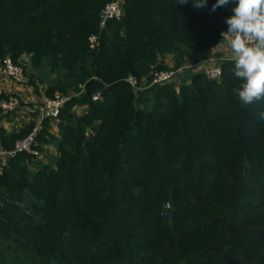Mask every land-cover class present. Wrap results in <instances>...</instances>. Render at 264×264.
<instances>
[{"label":"trees","instance_id":"16d2710c","mask_svg":"<svg viewBox=\"0 0 264 264\" xmlns=\"http://www.w3.org/2000/svg\"><path fill=\"white\" fill-rule=\"evenodd\" d=\"M114 1L0 0V64L25 70L28 55L54 76L46 94L70 97L59 136L46 120L37 137L41 152L56 145L53 164L33 171L22 153L0 174V264H264V102L241 107L234 61L218 82L196 73L137 92L126 81L148 85L216 49L229 4L121 0L122 20L102 28ZM168 55L172 69L158 64ZM32 113L1 130L0 148L32 132Z\"/></svg>","mask_w":264,"mask_h":264},{"label":"built area","instance_id":"2783aa9c","mask_svg":"<svg viewBox=\"0 0 264 264\" xmlns=\"http://www.w3.org/2000/svg\"><path fill=\"white\" fill-rule=\"evenodd\" d=\"M124 17L123 2L116 0L107 5L100 15V26L106 28L110 20H122ZM90 47L95 49L98 43V37L92 36L89 39ZM230 47L228 40L222 38L221 43L217 48ZM210 52L204 58L199 59L194 64L185 63L183 66L170 71H158L154 74L150 84L145 88L139 84L138 80L134 77H129L126 81L139 92L146 88L153 86H163L173 84L178 81L180 77L187 72L194 71L203 74L208 81L218 82L223 76V64L229 61H234V56L229 57L220 55L216 52ZM6 80H11L17 84H28V77L24 68L20 65L14 64L9 58H6L0 64V84ZM190 80L185 83L189 84ZM181 85V84H180ZM69 96L56 94L54 97H49L46 92H40V101L33 105L32 112L38 115V121L32 132L24 139L16 142L14 148L5 150L0 148V174L8 166L12 159H15L22 153H28L37 159H40L43 153L37 149L39 147L37 137L41 132L42 125L46 120L58 122L61 115V110L64 105L69 101ZM94 100H103L100 93L94 96ZM0 108L2 109V118L8 117L24 108L21 98L17 95H9L6 99L0 100Z\"/></svg>","mask_w":264,"mask_h":264},{"label":"clouds","instance_id":"9594fccd","mask_svg":"<svg viewBox=\"0 0 264 264\" xmlns=\"http://www.w3.org/2000/svg\"><path fill=\"white\" fill-rule=\"evenodd\" d=\"M189 0H175L186 4ZM232 0H216L209 10L227 6ZM196 9H203L207 0H191ZM233 14L226 18L228 28L221 33L234 53V78L240 83L233 88L241 107L264 102V0H236ZM258 118L264 120V110Z\"/></svg>","mask_w":264,"mask_h":264},{"label":"crops","instance_id":"0c3cea01","mask_svg":"<svg viewBox=\"0 0 264 264\" xmlns=\"http://www.w3.org/2000/svg\"><path fill=\"white\" fill-rule=\"evenodd\" d=\"M236 5V0H232L231 3H229V8L232 10ZM213 54L214 52L220 54V55H225L229 57H233L234 53L231 49V47H222V48H216L213 51H211ZM210 52L205 53V54H199L191 57L189 60H187V64H194L196 63L199 59L204 58L207 56ZM30 59V56H24L23 60L25 62H28ZM159 65L164 64L166 67L173 68L175 66V57L174 55H168L165 57H161L158 62ZM194 71H190L187 73H184L178 81H175L173 83L174 86L178 87L180 84H185L187 83L192 75H194ZM54 79V76H53ZM143 83H147L146 80L143 81ZM38 86V85H37ZM40 92H42V89L39 87L38 88ZM40 92H37L33 86L30 84H17L11 80H6L3 83L0 84V95H17L21 98V102L24 106V108L8 117L2 118L0 121V134L1 130L5 129L8 132H12L14 130H19L22 127L28 125L32 119H33V113L31 111V108L33 105L38 103L40 101ZM87 107H76L75 112L78 115H84L87 112ZM49 132H51L54 136H59V128H58V122H50V127H49ZM43 155L38 161L41 164L44 165H52L53 160L56 158L58 152L56 146L53 147V144L44 146V151ZM49 156V157H48ZM50 158V160H48ZM51 161V163H50ZM39 165V164H37ZM38 167V166H37ZM32 169H37L36 167H31ZM34 170V171H35Z\"/></svg>","mask_w":264,"mask_h":264},{"label":"rangeland","instance_id":"374dc122","mask_svg":"<svg viewBox=\"0 0 264 264\" xmlns=\"http://www.w3.org/2000/svg\"><path fill=\"white\" fill-rule=\"evenodd\" d=\"M26 63L28 65L25 67V70H26L29 82H35L36 87H40L42 89V92H46L47 87L52 83L51 81L53 80V74L50 73L49 67L48 66H44V68L35 69L30 64V59ZM156 71H158V70H156ZM156 71L153 74H155ZM61 75H63V73ZM35 85L33 86V88L36 89ZM146 86H147V84H145V83L142 84L143 88H145ZM70 93L74 94L75 92L71 91ZM148 101H150V100H148ZM55 146L56 145L53 144V147H55ZM42 153H44V152H42ZM48 160H50V158H48ZM39 163L40 162H36V164H34L33 166L37 168V166H38L37 164H39ZM50 163H51V161H50ZM32 170L34 171L35 169H32Z\"/></svg>","mask_w":264,"mask_h":264},{"label":"water","instance_id":"95a60500","mask_svg":"<svg viewBox=\"0 0 264 264\" xmlns=\"http://www.w3.org/2000/svg\"><path fill=\"white\" fill-rule=\"evenodd\" d=\"M194 54V53H193Z\"/></svg>","mask_w":264,"mask_h":264}]
</instances>
